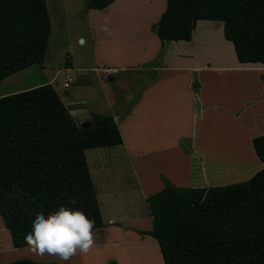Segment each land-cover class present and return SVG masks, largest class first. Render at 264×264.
I'll list each match as a JSON object with an SVG mask.
<instances>
[{
    "label": "crops",
    "instance_id": "obj_1",
    "mask_svg": "<svg viewBox=\"0 0 264 264\" xmlns=\"http://www.w3.org/2000/svg\"><path fill=\"white\" fill-rule=\"evenodd\" d=\"M166 5L167 0H114L102 9L87 7L95 65L76 68L70 56L32 86L51 84L80 127L92 124L93 113L111 115L123 142L94 147L92 163L86 154L104 221L94 229L88 252L63 261L15 247L3 220L0 264H166L159 242L139 231L177 210L179 191L204 197L246 183L264 167L253 145L264 134V65L239 62L224 24L211 20L198 21L189 41L162 44L153 26ZM41 70L47 74L44 64ZM19 73L0 82L16 84ZM76 79L96 81L101 93L91 85L76 97H62L60 88ZM242 151L248 163H242Z\"/></svg>",
    "mask_w": 264,
    "mask_h": 264
},
{
    "label": "trees",
    "instance_id": "obj_2",
    "mask_svg": "<svg viewBox=\"0 0 264 264\" xmlns=\"http://www.w3.org/2000/svg\"><path fill=\"white\" fill-rule=\"evenodd\" d=\"M113 1L86 0V5L102 9ZM200 20L224 24L239 62L264 65V0H167L153 30L162 44L189 41ZM51 34L46 0H0V81L42 64ZM122 142L111 115L93 113L91 126L80 127L49 83L1 96L0 216L14 246H26L23 237L36 211L70 201L92 218L94 229L104 226L86 149ZM253 145L264 164V134L253 138ZM179 194L177 210L139 231L159 242L166 264H264V167L248 182L204 197Z\"/></svg>",
    "mask_w": 264,
    "mask_h": 264
},
{
    "label": "rangeland",
    "instance_id": "obj_3",
    "mask_svg": "<svg viewBox=\"0 0 264 264\" xmlns=\"http://www.w3.org/2000/svg\"><path fill=\"white\" fill-rule=\"evenodd\" d=\"M46 2L52 21V34L50 37L48 51L45 61L42 63L44 64V67L48 69L47 74L41 70L42 64L29 66L20 71L19 75L22 78L20 82L18 81L16 84L0 82V93L9 92L8 94H12L20 91V89H31L33 85L43 83L45 81V77H48V75H51L52 72L54 73L60 66L64 65L65 61L70 56L74 59V65L76 68L92 67L95 65L91 45L92 41L90 39L91 34L89 22L86 19V0H46ZM215 22L217 24H222V22L219 21ZM229 56L231 58V55ZM130 74L132 75L133 72H130ZM114 77L117 80L120 79L119 76ZM253 77L256 79L255 75H253ZM76 81L70 88H60L62 97L71 95L76 97L77 94L82 93L83 90H89V86L91 85H94L96 90L101 93L102 88L96 81L91 83ZM91 81L93 80L91 79ZM134 91H136V89ZM107 148L110 149L113 147ZM93 149L95 148H90L86 152L91 163L95 161L94 159L96 157V155L93 154ZM243 155H246L247 157L243 158ZM241 156L242 163H248L249 157L244 151H242ZM102 204L104 209L107 208V202L102 200ZM104 214L107 219V210H104ZM0 221L3 222L1 217Z\"/></svg>",
    "mask_w": 264,
    "mask_h": 264
},
{
    "label": "clouds",
    "instance_id": "obj_4",
    "mask_svg": "<svg viewBox=\"0 0 264 264\" xmlns=\"http://www.w3.org/2000/svg\"><path fill=\"white\" fill-rule=\"evenodd\" d=\"M75 202L33 214L25 245L40 255L67 261L77 253H86L94 243V221Z\"/></svg>",
    "mask_w": 264,
    "mask_h": 264
},
{
    "label": "built area",
    "instance_id": "obj_5",
    "mask_svg": "<svg viewBox=\"0 0 264 264\" xmlns=\"http://www.w3.org/2000/svg\"><path fill=\"white\" fill-rule=\"evenodd\" d=\"M70 81H71V78L68 77V78L66 79V81H65V86L68 85V83H69Z\"/></svg>",
    "mask_w": 264,
    "mask_h": 264
},
{
    "label": "water",
    "instance_id": "obj_6",
    "mask_svg": "<svg viewBox=\"0 0 264 264\" xmlns=\"http://www.w3.org/2000/svg\"><path fill=\"white\" fill-rule=\"evenodd\" d=\"M91 126V124H87V125H85L84 127H90Z\"/></svg>",
    "mask_w": 264,
    "mask_h": 264
}]
</instances>
